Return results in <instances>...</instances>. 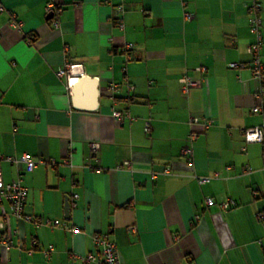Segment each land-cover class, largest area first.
Segmentation results:
<instances>
[{"label":"crops","instance_id":"0c3cea01","mask_svg":"<svg viewBox=\"0 0 264 264\" xmlns=\"http://www.w3.org/2000/svg\"><path fill=\"white\" fill-rule=\"evenodd\" d=\"M253 1L0 0L2 177L27 187L25 214L66 223L36 225L4 200L0 264H103L82 260L98 251L97 233L124 264H264V151L244 138L262 122L251 110L260 101L248 52ZM67 64L98 77L96 109L73 105L59 74ZM198 65L207 66L202 86L183 93L179 78L200 76ZM23 153L46 162L27 172L7 159ZM208 197L237 206H208Z\"/></svg>","mask_w":264,"mask_h":264},{"label":"built area","instance_id":"2783aa9c","mask_svg":"<svg viewBox=\"0 0 264 264\" xmlns=\"http://www.w3.org/2000/svg\"><path fill=\"white\" fill-rule=\"evenodd\" d=\"M52 6V5H51ZM262 5L259 0H254L248 8L249 11V25L251 32L254 35L253 41L248 46V52L252 56L251 60V72L253 75V78L258 84L256 93L258 97L260 98V101L258 104L254 105L252 107V112L259 115L262 118V122L258 125L249 127L245 129L244 131V138L246 143H259L262 145L263 151H264V86L261 85V83L264 80V64L261 57V47L263 44V35H262V18L260 16ZM187 18H191L192 14H186ZM13 24L18 25L16 21L13 22ZM54 24L57 26L58 22L57 20L54 21ZM133 43H126L123 47V50L126 53L127 59L133 58ZM79 64H67L64 69H61L59 71V74L61 76L67 75L69 77L70 86L72 84L71 77L73 75V70L76 66ZM81 67V65H79ZM230 67H240L244 66L242 63L237 62H231L228 64ZM196 72L200 74V76L196 77L193 76L190 72L184 73L179 78V83L181 86V90L183 93H188L193 88H199L202 86V83L204 82L206 78L207 73V66L206 65H198L194 69ZM82 71V69H81ZM131 89H134L133 85H130ZM111 91H116L117 86L111 85L110 86ZM113 116L119 120H122L123 114L120 111L114 110ZM200 119L198 117L192 118V123L199 122ZM150 127L147 123L145 126V130L149 131ZM197 133L192 132L190 135V139L193 140ZM91 149L93 152H96V150L99 149V144L97 142L91 143ZM183 155L187 157H191L192 155V146L191 144H187L182 149ZM2 159V156L0 155V160ZM12 163L16 164H23L25 165V169L27 172H32L39 164H43L46 162L45 159L39 158L35 159L30 153H23L20 157H8L7 158ZM51 162L55 163L54 160ZM125 164H129L128 161L125 162ZM248 171H251L252 168L248 167ZM205 178L201 179V181H204ZM28 195V189L26 186L22 184L21 178L15 179L14 181L10 183H5L2 177V172L0 169V203H2L4 200L8 201L10 204L11 213L17 216L20 219L33 221L36 225L40 224H52V225H61L63 227H66L65 222H61L60 220H50L49 218H38L33 215L25 214L23 211L26 198ZM78 197V194L73 195L72 205L75 206L76 198ZM206 204L208 206H219L223 210H228L230 208H234L237 206V201L232 198L228 197L225 200L222 201H216L213 197H208L206 199ZM6 216V214H3ZM0 228L4 229L6 228V224L4 221L0 222ZM130 231H135L136 227L134 225L129 227ZM95 244L98 248V251L96 253H89L82 257V260L84 263L90 262V261H98L103 264H124L122 260L119 257L117 245L115 242L110 240L109 236L107 234L103 233H97L94 236ZM2 241L5 243L6 246L11 245V238L10 236L4 235ZM53 245H49V249H52Z\"/></svg>","mask_w":264,"mask_h":264},{"label":"water","instance_id":"95a60500","mask_svg":"<svg viewBox=\"0 0 264 264\" xmlns=\"http://www.w3.org/2000/svg\"><path fill=\"white\" fill-rule=\"evenodd\" d=\"M52 15V14H51ZM50 15V16H51ZM48 16V17H50ZM99 79L96 76L82 74L72 83V101L73 105L81 109L94 110L98 105ZM70 217V201H65V218Z\"/></svg>","mask_w":264,"mask_h":264},{"label":"bare ground","instance_id":"6f19581e","mask_svg":"<svg viewBox=\"0 0 264 264\" xmlns=\"http://www.w3.org/2000/svg\"><path fill=\"white\" fill-rule=\"evenodd\" d=\"M73 74L74 75L72 76L71 79L72 83L77 80V78H74V76L78 77L80 74L82 75L81 67L79 65L75 67V69L73 70Z\"/></svg>","mask_w":264,"mask_h":264},{"label":"trees","instance_id":"16d2710c","mask_svg":"<svg viewBox=\"0 0 264 264\" xmlns=\"http://www.w3.org/2000/svg\"><path fill=\"white\" fill-rule=\"evenodd\" d=\"M133 97H131V99H132Z\"/></svg>","mask_w":264,"mask_h":264}]
</instances>
